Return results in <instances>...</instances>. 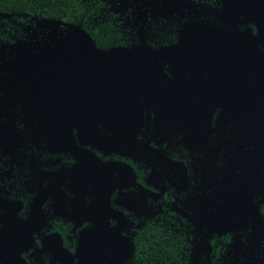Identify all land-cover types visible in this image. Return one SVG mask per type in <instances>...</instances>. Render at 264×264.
I'll use <instances>...</instances> for the list:
<instances>
[{"label": "flooded vegetation", "instance_id": "1", "mask_svg": "<svg viewBox=\"0 0 264 264\" xmlns=\"http://www.w3.org/2000/svg\"><path fill=\"white\" fill-rule=\"evenodd\" d=\"M157 1L0 110V264H217L264 222V0Z\"/></svg>", "mask_w": 264, "mask_h": 264}, {"label": "trees", "instance_id": "2", "mask_svg": "<svg viewBox=\"0 0 264 264\" xmlns=\"http://www.w3.org/2000/svg\"><path fill=\"white\" fill-rule=\"evenodd\" d=\"M150 3L162 2L0 0V110L7 107L5 102L22 100L31 93L24 88L26 84L35 83L42 75L73 68L86 51L87 36L102 43L134 30L148 14ZM159 10L155 7L154 13L160 15ZM234 223L239 226L234 225L231 242L225 246L228 248L217 250V264H264V222L259 225L257 216H250L247 233L240 232L247 227L244 220L234 219ZM154 245L153 255L164 258L158 235Z\"/></svg>", "mask_w": 264, "mask_h": 264}, {"label": "water", "instance_id": "3", "mask_svg": "<svg viewBox=\"0 0 264 264\" xmlns=\"http://www.w3.org/2000/svg\"><path fill=\"white\" fill-rule=\"evenodd\" d=\"M118 51H119V49H117V50H114V51H113V53H116V52H118Z\"/></svg>", "mask_w": 264, "mask_h": 264}]
</instances>
